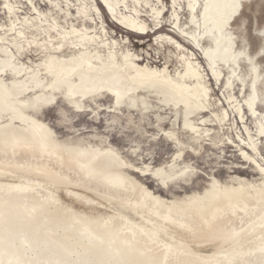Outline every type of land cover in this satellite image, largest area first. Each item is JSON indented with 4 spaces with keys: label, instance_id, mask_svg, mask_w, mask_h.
Segmentation results:
<instances>
[{
    "label": "rangeland",
    "instance_id": "1",
    "mask_svg": "<svg viewBox=\"0 0 264 264\" xmlns=\"http://www.w3.org/2000/svg\"><path fill=\"white\" fill-rule=\"evenodd\" d=\"M188 1L0 0V58H10L20 72L7 70L2 77L9 87L17 82L29 85L21 100L32 103L38 94L53 92L63 60L82 50L73 35L64 37L72 30L91 36L86 47L97 67L77 68L76 80L81 74L93 84L108 79L111 68L102 73L98 68L113 59L129 78L140 68L148 69L161 88L149 83L135 93L145 95L148 110L141 105L133 110L117 107L116 94L105 86L85 95L81 110L70 104L66 90L55 92L53 104L26 110L39 123L24 121L12 109L0 111L1 124L19 128L0 130V240L6 245L0 264H22V235L39 248L44 244L32 240L38 234L53 240L66 253L80 257L77 264L82 257L88 262L81 264H201L193 257L253 250L256 244L264 247V0H241L239 12L223 31L236 53L246 52L258 65L255 83L247 56L242 55L237 65L221 55L211 59L207 51L217 48L219 37L209 29L213 24L205 14L208 0ZM126 17L145 28L132 26ZM189 64L204 77V107L190 99L167 103L159 91L170 89L158 78L164 74L182 82L178 76ZM215 72H220L219 78ZM34 74L45 80L35 90ZM185 167L189 169L183 178L167 184L154 175L159 168L177 174ZM11 183L25 189H7ZM11 194L16 195L14 201H9ZM242 200L254 210L236 230L210 217ZM143 202L169 215L182 213L200 230L178 231L139 204ZM139 229L154 232L185 255L165 254ZM97 249L102 251L95 256ZM234 259L235 264H264V250ZM49 260L34 259L58 264Z\"/></svg>",
    "mask_w": 264,
    "mask_h": 264
},
{
    "label": "bare ground",
    "instance_id": "2",
    "mask_svg": "<svg viewBox=\"0 0 264 264\" xmlns=\"http://www.w3.org/2000/svg\"><path fill=\"white\" fill-rule=\"evenodd\" d=\"M240 1L241 0H208L210 10H206V12L205 11L204 12L206 16H209L208 21L213 24V27L209 28L210 32L212 33L213 30H216L219 38L217 39V48L216 49L210 48L208 49L207 53L211 57V59L214 61L216 60V57L218 55H221L224 58V60H226L227 62H232L233 64H236V65L242 55L247 56L251 64V69L254 73V83H255V81H257L258 76H259L258 69H257L258 65L257 66L254 65L252 58L249 57V55L246 52L236 53L234 50V42L231 41L229 38H225V36L223 35V31L228 26L229 22L232 20L233 15H236L240 10L241 8ZM176 18L178 19V15L176 16ZM125 20H127L129 24H131L132 26H136L141 30L145 28L143 24H141L140 22H138L137 20L131 17H126ZM66 34L67 35L64 36L66 37V39H70L69 36L73 35L75 37V40L79 42L80 46L82 47V50L76 55L69 56L68 59L63 60L64 61L63 67L57 74L59 75V79H57V82H55V84L53 85V92L48 93V94H45V93L38 94L36 96V100L33 101L32 103L29 101H24L20 99V97L23 95V93L26 90L31 89L29 88V85L26 82H19V83L17 82L13 84L12 87H9L8 84L4 81V78L2 77V75L5 74L7 70L8 71L14 70L15 72H19V71L13 65L12 60L10 58H0V111L6 112V110L12 109L13 112L16 114V116L24 119V121L39 123L38 119L36 117L29 115L26 112V110H28L29 107H32L34 110L35 109L37 110V109H40L42 105L53 104L54 103L53 101L56 99L55 92H61L63 89L64 91L66 90L65 95L67 99L69 100L70 104H72L76 109L81 110L82 108L86 106L83 101V99L85 100V95H87L88 93H92L93 91H95V89L98 90L105 86L111 87L114 91V94H116V98H117L116 106L117 107L121 108L122 106H124L126 108H129V110H133V109L139 108L141 105L145 110L149 109L148 101L146 97H144L145 95L140 96L139 94H135V93L138 91V89L142 88L146 84L148 85L149 83L154 88L161 89L160 86H157L156 84H154V83H158L156 80L154 82L152 81L153 73L151 71H149L146 68H140L138 69V73L134 77L129 78L124 73L125 70H123V67H119L117 64L113 65L115 61L112 59L113 62L111 64L108 65L103 61V65L100 68H98L99 73H102L107 68H111L112 75L108 79H98V80H95L93 84L91 83L92 81L90 79H88L84 74H81L80 78L76 80L75 75L78 72L77 68L80 67V69L82 68L83 70L84 69L94 70L95 68H97L93 64L95 61V59L93 58L94 54L89 49V47H86L88 41L91 39V36H89L88 34L82 33L78 30H72L71 32H67ZM226 39L229 43L227 46L225 44ZM215 40L213 41L214 43H215ZM1 51L7 52V50H1ZM110 54H112V58H113L114 52H110L109 55ZM75 57H76V60L75 62H73L72 60H74ZM125 57H128V54H126ZM70 62H73V66L72 65L70 66V64H68ZM126 62H127V59H126ZM49 64H50V60L48 61V69L51 68ZM126 64L127 66L130 65V63H126ZM215 74L218 76V78L221 75L220 72L218 73L215 72ZM36 75L37 74H34L31 77V82L34 84L32 88L33 90H35L36 88L42 87L45 83V80L40 79ZM155 77L158 78L160 77V75H156ZM178 78L181 79L179 81H182V82H178V80L177 82L176 81L174 82L172 79L168 78V76L164 74L161 76V78H158L162 84L166 83V85L169 86L168 89H170V91L159 90V91H162V93H164V99L167 103L177 104L180 100L188 101L189 99L192 100V102L197 106L204 107V104L208 103L207 93L206 92L204 93V91H202L203 87L201 85V82L204 80V77L202 76L201 72H199V70H197L196 68H194L193 66L189 64L187 66L185 73L179 74ZM186 80H189L190 82L192 81L195 83L194 85H191V83L186 84L184 83ZM151 82H153V84ZM141 83L143 85H141ZM253 91H254V94H253L254 98L252 99L253 100L252 105H254L257 101L256 89H254ZM127 92H129L130 94L127 95ZM179 93H180L179 97H176L175 95ZM76 97L80 99H76ZM13 105H15L16 107H13ZM1 120L2 119H0V130H5V127H7L8 128L7 130L9 132L19 131L18 127L12 128L11 125H9L10 123L1 124ZM13 120L14 119H11L10 122H13ZM262 130L264 132V128ZM168 137L169 138L171 137L174 139L175 135L169 134ZM180 156H181V151L180 153L176 155V158H179ZM14 161H17V160H14ZM23 164L27 166L35 167V165H32L27 161H24ZM188 169H189L188 167H185V169L182 170L180 173L173 174L172 173L173 169L171 171H166L165 169L159 168V169H156L154 175L157 178H159L162 184H167L168 182H171L175 179L177 180L178 178H181V177L183 178V176H185L188 173ZM2 175L4 176L8 174L2 173ZM8 176H12V175H8ZM14 177H17V176H14ZM6 188L15 189L17 191H23L25 189V186L20 185V184L11 183V184H7ZM30 189H35V188H30ZM78 195L80 196V194ZM227 195L230 196V194H227ZM8 197L10 199L9 201H14L15 200L14 198L16 197V195L11 194L10 196L8 195ZM82 197L87 198L88 200L92 201L88 197H85V196H82ZM139 204L144 206L149 212H151L156 217L161 218L167 223L175 226L177 228L176 230L178 231H182L184 233L188 231L190 233H193L196 230L197 231L200 230L198 227L193 226L194 224L191 223L190 217L184 216L182 213L177 214V215H171V214L169 215L165 213L163 210H161L160 208H158V206L146 205L145 202L139 203ZM252 210H254V208L249 206L248 200L247 201L242 200L234 204H231L226 209L221 208L220 211H216L210 214V217L212 218V220L215 219L217 224L219 223V225H227V224L233 225L234 226L233 230H236V228L242 224V222L246 219V216H248ZM132 227H133V224L128 223V228H132ZM208 229L209 228H207V230ZM139 232L144 233V235L148 238L150 243L158 244L157 248H160L161 250H163L165 254L167 255H178V254L185 255L186 253V251H184L183 249H180L178 247H173V246L168 245L165 242H162L156 237L154 232L151 234H148L147 232L143 231V229H139ZM166 232H168V229H166ZM169 234L176 238L181 237L178 233L173 232V231H170ZM88 237H91V236H88ZM22 240H23V243L21 244L20 247L23 251L19 252V258H18V261L22 264H39L40 262L38 263L34 261L35 258L38 260L39 259H51L52 261L49 260L50 262H53V259H56L58 264H77L78 260L80 259V257H74L73 255L66 253L59 244H57L51 239H47L41 236L40 234H38L37 237L36 236L33 237L32 240L42 242L44 244V248H39V246L37 247L36 244L31 246L30 243H28L26 236L24 235H22ZM259 240L261 239H257L256 241L258 242ZM4 247H6V245L4 246L3 242L0 240V251L3 250ZM255 249L264 250V247H262L259 244H256L253 250H251L250 248L242 249L241 251L239 250L238 252H236L235 250H231V251H225V253L220 252L218 254H212L209 256H194L193 259L200 261L201 264H210V263L221 264L222 262H225L226 264H235L234 262L235 257H239L245 252L253 253ZM101 251L102 250L97 249L93 254H95L96 256L97 254H101ZM31 254L35 256L34 259L29 257L31 256ZM86 260H87V257H82L80 264L83 263L84 261L88 262ZM46 263L48 262L46 261L45 264Z\"/></svg>",
    "mask_w": 264,
    "mask_h": 264
}]
</instances>
